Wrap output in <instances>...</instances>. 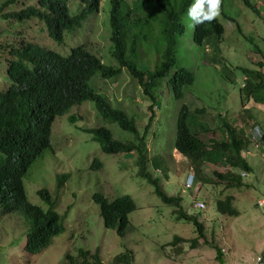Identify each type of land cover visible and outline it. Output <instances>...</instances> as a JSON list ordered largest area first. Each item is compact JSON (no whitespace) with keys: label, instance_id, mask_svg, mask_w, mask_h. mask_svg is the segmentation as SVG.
<instances>
[{"label":"rangeland","instance_id":"rangeland-1","mask_svg":"<svg viewBox=\"0 0 264 264\" xmlns=\"http://www.w3.org/2000/svg\"><path fill=\"white\" fill-rule=\"evenodd\" d=\"M4 1L0 0V5L5 7V12L10 9L19 10L25 2L27 5H38V0H15L10 5H3ZM128 1L134 6L135 0ZM233 2L242 12L239 18H243V31L226 22V33L219 44L218 64H215L214 60L205 59L204 46L197 45L193 39L194 25L191 21L190 36L188 37L185 31L182 37L179 65L188 67L195 73V84L185 87V97L181 101L166 82L163 87L158 88V109L153 114L154 120L144 142L147 158L151 160V157H155L154 161H149L146 165L147 171L154 179L159 180L168 195L182 198V206L189 215H199V220L204 225L206 241H195L199 233L193 224L179 219L176 206L165 204L155 193V186L146 177L139 176L140 156L137 152L106 153L92 133L81 130L80 127L90 129L105 125L110 128L115 138H132V135L122 131L117 123L106 122L96 110L94 102L88 100L81 106L72 107L67 114L54 121L52 144L56 139L60 143L53 146L54 154L51 149L46 151L44 164L40 158L29 171L30 173L36 167L43 171L44 177L31 183L27 175L24 180L29 198L34 203L40 202L36 194L37 189L45 187L59 199L58 206L62 210H65L68 204H74L68 217L66 232L54 237L52 244L43 252L31 254L25 251L26 240L21 237L25 233V227L18 222L19 219L11 217L13 215L0 216V264H70L68 254L74 257L77 264H81V248L89 250L91 254L98 252L103 264H112L114 257L121 251L124 252V248L134 253V264H221L216 257L213 243L221 249L225 264H256V255L264 257V206L259 204V201L264 202V139L263 136L257 137L254 134L256 128L264 132V104H258L252 99L242 100L241 87L246 72L243 74L240 69L244 67L256 72L253 70L264 62L260 61L264 58V0H252L253 4H259L261 15L250 10L243 0ZM142 16L143 13L139 17ZM108 25L105 11L94 14L79 32L74 31L59 45L48 37L42 23L33 20L27 25L24 37L62 54H68L73 46L84 44L87 38L93 36L92 32L85 30V26L94 28L98 42L93 44V48L104 56H110L114 64L115 60L109 54L111 41L108 38ZM41 28L43 30L39 33ZM8 29V22L0 19V30ZM250 37L254 39V43L248 39ZM5 38L0 34V46ZM139 52L145 63L153 61L154 51H146V47L142 45ZM209 52L213 53L212 50ZM7 59L6 54H0L2 87L5 86L2 80L9 64ZM104 61L109 63L107 58ZM92 83L96 89L105 93L113 104L117 103L119 108L136 118L140 133L144 131L151 115L148 109L151 102L144 96L138 82L126 70L107 81L95 77ZM182 102L190 106L189 121L192 131L195 132L193 122L201 121V116L206 115L207 122L204 124L208 127L216 129L224 118L228 122L236 121L240 129L247 128L253 138L247 160L253 166L254 172L244 179V182L251 186L241 189L213 185L203 187L201 191L198 190L199 197L206 203V209L203 211L195 209L192 203L191 195L194 189H185V180L190 172L183 162L184 157L176 152L174 147L176 119ZM197 107L204 108L200 114L195 113ZM206 109L218 113H208ZM245 110H249L255 117L257 123L254 127L250 117L243 113H246ZM70 114L76 116L77 123L71 124L68 119ZM216 114L222 117L212 120L211 115ZM214 132L205 134L207 144H210L209 139H221L217 135L219 132ZM256 141L259 143H255ZM95 158L103 164L98 170L91 169ZM216 160H219L218 157ZM219 163L205 164L206 174L211 176L214 170L223 166ZM155 167L162 169L157 171ZM66 172H70V179H63L58 185L57 180H61ZM197 187L199 189L198 183ZM58 189L60 194L56 192ZM98 191L109 200L124 195H130L134 199L136 210L129 215L130 225L125 237H119L114 230L105 227L100 215V205L93 200V194ZM72 192H76V196L73 197ZM228 195L234 198L233 205L240 212L238 217L223 216L218 210L216 199H225ZM175 236L180 237L182 241L175 243ZM18 240V245L11 246V242ZM88 259L94 261L90 254Z\"/></svg>","mask_w":264,"mask_h":264},{"label":"trees","instance_id":"trees-1","mask_svg":"<svg viewBox=\"0 0 264 264\" xmlns=\"http://www.w3.org/2000/svg\"><path fill=\"white\" fill-rule=\"evenodd\" d=\"M14 1L5 0L3 5H10ZM245 2L258 11L257 6L249 0ZM192 3L193 0H135L133 6L128 0H38V5H27L25 2L21 9H10L7 12L0 5V19L7 21L9 28L0 30V34L6 37L3 40L5 43L0 46V54H6L9 62L6 76L2 80L5 86H0V216L13 215L11 217L19 219L18 222L25 227V233L21 235L26 240L25 251L39 254L52 244L54 237L67 230L68 217L74 204L70 203L62 210L58 206L59 199L47 188L36 193L40 202L34 203L28 199L24 180L27 175L31 183L44 177L41 169L35 167L30 173L29 171L40 158L44 164L43 155L46 149H53V146L60 143L56 139L57 142L52 144L54 121L67 114L72 107L81 106L88 100L94 102L96 110L106 122L117 123L132 138H115L110 128L105 125L90 129L80 127L81 130L92 133L106 153L137 152L140 156L138 164L142 168L140 175L155 186V193L165 204L176 206L179 219L193 224L199 233L195 241H206L204 225L200 222L199 215H189L182 206V198L168 195L159 180L154 179L144 165L146 152L143 143L153 116L149 118L143 131L145 133L141 135L143 132H139L136 118L119 108L117 103L113 104L92 83L95 77L107 81L126 70L151 102V112L153 106L159 105L158 88L163 87L165 82L173 88L179 101L184 99L185 87L193 86L196 79L190 68L179 65L184 30L190 36L191 22L187 10ZM227 4L228 0H221L220 8H224V16L228 9ZM138 10L147 19L138 20ZM102 11L106 12L109 24V54L115 60L114 64L110 56H104L93 48V44L98 42L94 28L85 26V30L92 32L93 36L87 38L86 43L71 48L66 55L52 48L46 50L41 43L24 37L27 25L35 20L42 23L48 37L60 45L68 35L74 31L79 32L90 16ZM43 29H39V33ZM224 34L223 23L214 18L211 22L194 25L193 39L199 45L205 42L220 43ZM248 39L254 43L252 37ZM142 45L146 47V51H154L152 62L145 63L141 59L139 47ZM219 55L208 51L206 58L215 59L214 62L218 63ZM105 58L109 60L108 64L105 63ZM242 72L249 74L241 87L242 100L252 99L258 104H264V74L248 69H242ZM179 107L174 147L184 157L187 170L195 174L193 187L198 189L197 183L200 191L208 185L227 189L250 187V184L244 182L254 172L253 166L247 160V152L253 143L247 128L240 129L236 121L228 122L222 118L221 125L212 131H198L193 124L194 132L189 121L190 106L182 102ZM203 109L197 107L196 111ZM245 111L243 113L250 117L254 127L257 123L255 117L249 110ZM206 112L211 111L206 109ZM216 115L219 117L220 114ZM68 119L71 124L78 122L72 115ZM207 132H219L217 135L222 138L209 139L210 144H206ZM219 162L223 166L208 176L204 170L205 164H220ZM101 167L102 162L95 158L91 169L98 170ZM70 176V172L63 173V178L57 180L58 185ZM59 191L56 190L58 194ZM72 196H76V192H72ZM93 200L100 205V215L105 227L114 230L117 236L125 237L130 225L129 215L136 210L134 199L130 195H124L109 200L98 191L93 194ZM233 202V196L229 195L225 199H216L219 212L227 217L240 215ZM179 241L182 239L175 236V243ZM19 242L13 241L11 246L18 245ZM212 245L217 259L225 264L221 249L214 243ZM124 249V252L121 251L114 257L112 264H134V253ZM89 254L96 264H103L98 252L91 254L83 248L79 250L81 264H94V261L88 259ZM67 257L71 259L70 264H77L72 255L68 254Z\"/></svg>","mask_w":264,"mask_h":264},{"label":"clouds","instance_id":"clouds-1","mask_svg":"<svg viewBox=\"0 0 264 264\" xmlns=\"http://www.w3.org/2000/svg\"><path fill=\"white\" fill-rule=\"evenodd\" d=\"M137 1V0H136ZM244 1V3H245V5L250 9V10H252V11H255L256 13H258V14H260V6H259V4H253V2H252V0H249L250 1V3L251 4H253L254 6H257V8H258V11L257 10H255V9H252V8H250L247 4H246V2H245V0H243ZM193 2L194 3H192L191 4V6L188 8V10H187V15H188V17H189V20H190V22L192 21V23H193V25H197V24H202V23H204L205 21H208V22H211L214 18H216L218 21H221L222 23H223V25H224V27H226V22H228L229 23V25H234L235 27L237 26V29L239 30V31H243L242 30V28H241V24L243 23L242 22V19L243 18H239L240 16H241V14H242V12L238 9V7H236L235 5H234V2H233V0H228V4H227V6H228V9H226V16H224L223 15V9L224 8H220V5H221V0H193ZM141 14L142 13H140L139 14V10H138V20H140L141 18L142 19H146V16L143 14V16L140 18L139 16H141ZM261 15V14H260ZM224 20V21H223ZM139 24H140V22H139ZM108 28H109V26H107ZM187 29V28H186ZM189 30H190V28H189ZM184 31H186V30H184ZM225 33H226V29H225ZM225 35V34H224ZM224 35H223V37H224ZM222 40H223V38H222ZM222 40H221V42H222ZM220 42V43H221ZM220 43H212V42H205L203 45H199V44H197V45H199V46H201V47H203L204 46V48H205V51H206V53L209 51V50H212L213 51V53H217V54H220V50H219V44ZM44 49H50V47H45V46H43L42 44H40ZM80 45V44H79ZM73 47H75V46H73ZM72 47V48H73ZM62 54V53H61ZM63 55H66V54H63ZM205 59H207V58H205ZM208 60V59H207ZM215 60V59H214ZM217 60H220V59H217ZM260 61H264V58L262 57L261 58V60ZM220 62V61H219ZM218 62V63H219ZM218 63H215V64H218ZM211 64H214V62H211ZM8 67H9V64H8ZM8 69V68H7ZM241 70L242 69H245L244 67H241L240 68ZM248 69V68H247ZM253 71H259V72H261L262 74H264V62H262V63H260V66H258V68L256 69V70H253ZM256 72H254V73H256ZM243 74H244V72H242ZM251 73V72H250ZM244 77V83H245V80L249 77V74H248V72L246 73V75H244L243 76ZM195 81H196V79H195ZM244 83H243V86H244ZM194 84H195V82H194ZM193 84V85H194ZM242 86V87H243ZM151 105V104H150ZM149 105V106H150ZM148 109H149V107H148ZM158 109V107L157 106H153V109H152V112L150 111V117H152L153 116V120H154V112L156 111ZM195 113H199L200 114V112H198V111H196L195 110ZM210 113H215V111H211ZM220 114V113H219ZM70 115H73V114H70ZM69 115V116H70ZM201 116V115H200ZM76 117V116H75ZM149 117V118H150ZM202 118H201V121H197V122H193V124H194V126H195V128L198 130V131H201L202 129H204V130H213V129H215V128H212V127H208V125L207 124H204V123H206L207 122V119H206V115H204V116H201ZM220 118V117H222V116H217V115H211V119L212 120H214V118ZM221 120V119H220ZM176 121H177V119H176ZM222 122V121H221ZM217 127H218V125H217ZM146 128V127H145ZM145 130V129H144ZM149 131V130H148ZM150 132V131H149ZM148 132V133H149ZM176 132H177V122H176V131H175V135H174V145H175V140H176ZM147 133V134H148ZM254 134H255V136H257V137H259V136H263L264 137V132H261V130L259 129V128H256V129H254ZM226 137V135L223 137V138H225ZM222 138V137H221ZM145 140H146V138H145ZM145 142V141H144ZM256 143V142H255ZM144 144V143H143ZM207 144V143H206ZM256 147H258L257 145H256ZM47 150H49V149H46L44 152L46 153V151ZM176 150V149H175ZM251 150V149H250ZM250 150H248V152H250ZM51 152H54V149H51ZM145 152H146V156H147V150H146V148H145ZM176 152H178L179 153V151L178 150H176ZM248 152H247V154H248ZM45 153H44V155H45ZM180 154V153H179ZM43 155V156H44ZM182 155V154H181ZM145 156V162H144V165H147L148 164V162L150 161V163H151V161H154L155 160V157L153 156V157H151V160L150 159H148L147 157ZM45 157V156H44ZM247 159H248V157H247ZM249 161V160H248ZM138 162V161H137ZM102 168V167H101ZM156 168V167H155ZM139 169H140V171L142 170V168H141V166L139 165ZM157 169V171H161V169L162 168H156ZM147 170H148V168H147ZM149 172V171H148ZM151 174V173H150ZM139 176H141V175H139ZM195 179H196V177H195V174L193 173V172H190L188 175H187V178H186V180H185V189H194V193L191 195V198H192V203L194 204V206H195V201H202V202H204V200H202L200 197H199V193H198V189L196 188L195 189V187H193V183H194V181H195ZM187 183H191V187L190 188H186V184ZM43 188H45V187H39L38 189H37V192L38 191H40L41 189H43ZM26 191H27V188H26ZM36 192V193H37ZM27 194H28V199L30 200V198H29V193H28V191H27ZM193 197L195 198V200H193ZM31 201V200H30ZM205 203V202H204ZM259 204L260 205H262V206H264V202H260L259 201ZM195 209H197V208H195ZM205 209H206V203H205ZM205 209H203V210H205ZM198 211H203V210H200V209H197ZM238 217V216H237ZM258 252L260 251L259 249L257 250ZM264 259V257L263 256H261V255H256V257H255V260H256V264H260V261H261V259ZM67 259H68V257H67Z\"/></svg>","mask_w":264,"mask_h":264},{"label":"built area","instance_id":"built-area-1","mask_svg":"<svg viewBox=\"0 0 264 264\" xmlns=\"http://www.w3.org/2000/svg\"><path fill=\"white\" fill-rule=\"evenodd\" d=\"M190 187H191V183H187L186 188H190ZM193 200H195L194 197H193ZM195 208L203 210V209H205V203L202 201H195ZM260 264H264L263 258L261 259Z\"/></svg>","mask_w":264,"mask_h":264}]
</instances>
